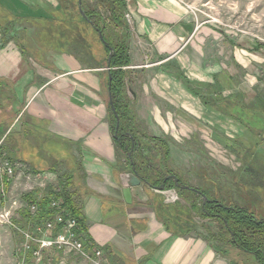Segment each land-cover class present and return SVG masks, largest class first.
<instances>
[{
	"label": "crops",
	"instance_id": "0c3cea01",
	"mask_svg": "<svg viewBox=\"0 0 264 264\" xmlns=\"http://www.w3.org/2000/svg\"><path fill=\"white\" fill-rule=\"evenodd\" d=\"M61 4L0 0V159L8 154L17 171L30 174L19 161L48 177L64 170L93 262L231 264L198 229L184 234L166 220L184 203L178 190L161 185L159 192L143 182L126 202L122 177L132 166L111 129L107 69L63 43ZM129 11L126 95L139 127L169 144L167 179L199 191L186 195L195 201L214 179L216 192L230 194L234 205L264 213V79L256 75L264 47L228 41L175 0H131ZM209 159L220 164L215 177ZM10 186L0 178L2 206ZM48 187L62 194L53 185L36 190ZM97 250L100 260L92 256ZM20 254L17 262L27 264ZM68 260L52 253L44 264Z\"/></svg>",
	"mask_w": 264,
	"mask_h": 264
},
{
	"label": "trees",
	"instance_id": "16d2710c",
	"mask_svg": "<svg viewBox=\"0 0 264 264\" xmlns=\"http://www.w3.org/2000/svg\"><path fill=\"white\" fill-rule=\"evenodd\" d=\"M78 1L61 0V9L65 14L63 25L60 26L64 32L63 43L74 44V50L81 58L83 57L87 61L92 60L98 69H107L106 73L108 77H111L107 89L111 86L112 100L117 115L115 116L109 104L111 129L114 137L116 135L118 137V140L115 141L116 146L124 154L128 164L132 166V169L135 168L143 182L153 188L164 185L165 191L178 190L181 194L180 197L190 204L191 212L197 211L202 218L219 222L221 224L220 233L217 235L208 233V236L203 238L207 242L213 243L217 253L229 259L231 264H264V216L261 217L259 212L246 207L234 205L229 197L230 194L221 196L216 192V187L212 190L213 192L202 191L200 196L202 201L200 197L198 201L188 200L186 195H193V193L183 189L187 184L180 178L177 179L178 185L175 180L167 179L173 175L171 171L164 168V164L170 162V149L167 140L148 136L137 124V116L132 110V102L126 95L127 72L124 69L130 65V59L129 29L124 17L126 15L125 0H100V5L106 8L108 18L103 17L95 8L87 6L85 0H82V11H80ZM67 9L69 13L66 12ZM71 15H75L74 19L71 18ZM100 34L103 36V40L100 39ZM109 58H111V63L108 67ZM117 120H119L118 132H116ZM5 158L9 164L16 162L8 154ZM19 162L28 165L34 175L47 172V170L35 169L27 161ZM9 183L10 181L4 179L5 187H8ZM211 183L209 182V184ZM27 197L31 205L37 206V213L34 216L24 215L18 233L30 232L32 222L42 225L52 219L50 202L54 198H61L65 209L69 210L72 218L77 222L78 234H85L84 220L65 192L56 195L54 188L48 187L44 191L34 190ZM167 227L171 230L169 226ZM190 232L186 231L184 234ZM22 239L25 240L23 235ZM87 245L84 248L85 252L90 253L92 248L90 249ZM37 249L38 245L33 243L30 249L23 250V260L32 263L33 252ZM52 253L53 256L59 255L62 250L54 246L50 254ZM92 256L95 257L94 254ZM46 258L47 256L42 264L45 263Z\"/></svg>",
	"mask_w": 264,
	"mask_h": 264
},
{
	"label": "rangeland",
	"instance_id": "374dc122",
	"mask_svg": "<svg viewBox=\"0 0 264 264\" xmlns=\"http://www.w3.org/2000/svg\"><path fill=\"white\" fill-rule=\"evenodd\" d=\"M86 5L90 8L98 10L103 17L108 18V14L105 7L100 5V0H85ZM183 7H185L191 13L192 17L200 23L206 26L218 30L227 36L229 39L242 44L244 46L261 45L264 47V0H175ZM131 12V11H130ZM128 14V13H127ZM127 14L124 15L127 24ZM108 20V19H107ZM109 22V21H108ZM98 44V43H95ZM261 58V57H260ZM231 60V57H230ZM232 63V62H231ZM264 69L258 68L256 75L264 79ZM264 81V80H263ZM209 175L215 177L216 170H220V164L216 161L209 159L207 162ZM64 170L57 176H45L43 174L34 176L30 174L27 168L19 169L16 175L11 179V186L9 189L4 190L5 200L3 207L0 208V264H14L17 263L16 258L20 254L21 250L30 246V242H26L22 239V235L19 232L20 223L25 214L34 216L36 213L33 211V205L30 204L27 194L36 189H44L49 185H53L58 189L59 193L65 192L68 194V180L64 175ZM217 174V173H216ZM211 184H205L204 189L207 192H213L214 179ZM63 188V189H62ZM1 190V189H0ZM2 196V194H0ZM178 196H176L177 198ZM182 197H180L181 199ZM184 203H179L173 208L175 218L166 216V220L172 223V226L177 229L186 231L189 227L193 226V230H199L202 237H207L208 233L217 235L221 231V224L217 221H209L199 215L197 211L191 212L187 206L188 203L185 199H181ZM183 206H182V205ZM10 211L11 224L6 223L4 219H1L2 212ZM263 212L259 215L262 217ZM173 220V222H172ZM41 225H37L35 222L31 223L30 234L33 238H36L38 242H46L50 239L47 234L40 233ZM208 231V232H207ZM215 244V243H214ZM40 250V249H39ZM50 251V250H49ZM50 252L46 253L47 256ZM68 263L66 264H101L99 261L94 262L83 257L78 252L66 251ZM23 256V252L20 254ZM48 261V260H47ZM14 262V263H13ZM71 262V263H70ZM34 264V263H29ZM36 264V263H35ZM61 264H65L62 262Z\"/></svg>",
	"mask_w": 264,
	"mask_h": 264
},
{
	"label": "built area",
	"instance_id": "2783aa9c",
	"mask_svg": "<svg viewBox=\"0 0 264 264\" xmlns=\"http://www.w3.org/2000/svg\"><path fill=\"white\" fill-rule=\"evenodd\" d=\"M130 2L131 0H126L127 4H129ZM126 17L130 22L132 18L130 11L128 12ZM17 172V168L14 164H9L8 160L0 159V178L12 179V177L16 175ZM2 207L3 206L0 203V208ZM49 207L52 219L43 223L39 228L40 233L47 234V236L50 237L48 241L38 242L37 239L33 238L32 235L27 234L30 232L21 233L23 237H25L24 241L26 242V244H28L29 242L31 243L30 246L26 245L23 250L30 249L33 243L38 245V249L33 252L32 263L42 264L45 258V253L51 252V249L54 246H57L58 249L62 250V252L65 254L67 250L70 251V253L78 252L83 257H86L90 260L91 257L85 252L84 249L85 242L77 232V222L72 218L68 210L65 209L63 200L61 198H54L51 200ZM32 209L33 211H35V213H37V206L33 205ZM1 219H4L6 223L11 224L10 211L7 212L6 210L2 212ZM23 250L21 252H23ZM94 255L96 259L100 260L102 259L103 253L102 251L97 250L94 252ZM16 264L26 263L24 261H18Z\"/></svg>",
	"mask_w": 264,
	"mask_h": 264
},
{
	"label": "water",
	"instance_id": "95a60500",
	"mask_svg": "<svg viewBox=\"0 0 264 264\" xmlns=\"http://www.w3.org/2000/svg\"><path fill=\"white\" fill-rule=\"evenodd\" d=\"M78 4H79L80 11H82V0H79ZM100 39L103 40V36L101 34H100ZM111 53H112V50H111ZM110 63H111V58H109V60H108V63H107L108 67L110 66ZM109 81L111 82V77L110 76H109ZM108 92H109L110 106L112 107V110L115 113V108H114L112 95H111V86H109ZM115 116H117L116 113H115ZM118 128H119V120H117L116 132H118ZM115 140H118L117 135L115 136ZM129 157H131V154H129ZM171 179L175 180L176 185H178V181H177V179L175 177H171ZM142 183H143V180L137 175V173L135 171V168L132 169V173L125 174L122 177V185L124 187V192L123 193H124L125 200H126V202L128 204H131V198H132L131 190L133 188L139 187ZM183 188L186 189V190H189V191H192V192L200 194L199 191H197L195 189H191L190 187H183ZM155 189L158 190L159 192H162V191H164V186H161V187L155 188ZM204 200H206L205 197H204Z\"/></svg>",
	"mask_w": 264,
	"mask_h": 264
}]
</instances>
